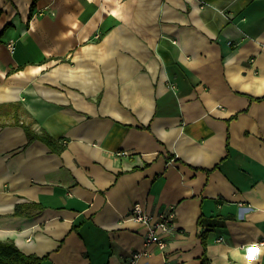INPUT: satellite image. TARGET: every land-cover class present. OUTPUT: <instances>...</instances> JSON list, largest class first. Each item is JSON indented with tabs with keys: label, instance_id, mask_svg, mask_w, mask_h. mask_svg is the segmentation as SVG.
I'll list each match as a JSON object with an SVG mask.
<instances>
[{
	"label": "crops",
	"instance_id": "1",
	"mask_svg": "<svg viewBox=\"0 0 264 264\" xmlns=\"http://www.w3.org/2000/svg\"><path fill=\"white\" fill-rule=\"evenodd\" d=\"M136 203L174 210L165 253ZM0 240L44 264H264V0H0Z\"/></svg>",
	"mask_w": 264,
	"mask_h": 264
},
{
	"label": "trees",
	"instance_id": "2",
	"mask_svg": "<svg viewBox=\"0 0 264 264\" xmlns=\"http://www.w3.org/2000/svg\"><path fill=\"white\" fill-rule=\"evenodd\" d=\"M37 0H35L36 2ZM23 128L25 129L27 135L31 140H40L45 143L47 146L51 148V150L55 153H60L65 148V145L61 142V140L55 139L45 130L40 132H36L32 128V124H24ZM17 213H20L17 210ZM205 224H210L211 226L220 227L223 225V218L212 217L206 218L201 216L198 220V225L203 226ZM202 244L206 250L207 247V237L206 233H201ZM46 258H41L36 255H27L23 253L16 244L11 240H0V264H44ZM204 261V260H203ZM204 263V262H203Z\"/></svg>",
	"mask_w": 264,
	"mask_h": 264
},
{
	"label": "built area",
	"instance_id": "3",
	"mask_svg": "<svg viewBox=\"0 0 264 264\" xmlns=\"http://www.w3.org/2000/svg\"><path fill=\"white\" fill-rule=\"evenodd\" d=\"M130 216L134 221L142 224L146 229V249L155 247L165 253L168 247L167 238L172 233V226L175 218L174 210L152 214L148 212L143 205L136 203L130 211ZM140 256L141 253L133 254L132 264H135Z\"/></svg>",
	"mask_w": 264,
	"mask_h": 264
}]
</instances>
